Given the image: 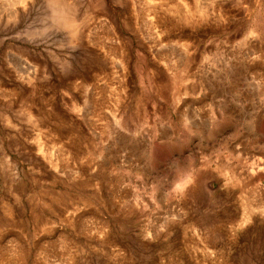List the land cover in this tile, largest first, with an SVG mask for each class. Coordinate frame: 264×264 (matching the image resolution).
<instances>
[{"label": "rangeland", "instance_id": "rangeland-1", "mask_svg": "<svg viewBox=\"0 0 264 264\" xmlns=\"http://www.w3.org/2000/svg\"><path fill=\"white\" fill-rule=\"evenodd\" d=\"M0 264H264V0H0Z\"/></svg>", "mask_w": 264, "mask_h": 264}, {"label": "bare ground", "instance_id": "bare-ground-1", "mask_svg": "<svg viewBox=\"0 0 264 264\" xmlns=\"http://www.w3.org/2000/svg\"><path fill=\"white\" fill-rule=\"evenodd\" d=\"M21 1V3H23L25 0H20Z\"/></svg>", "mask_w": 264, "mask_h": 264}]
</instances>
